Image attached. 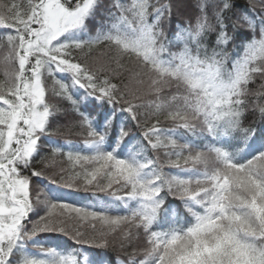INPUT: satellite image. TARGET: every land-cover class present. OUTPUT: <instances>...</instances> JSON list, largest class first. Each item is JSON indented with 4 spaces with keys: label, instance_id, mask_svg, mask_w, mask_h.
I'll list each match as a JSON object with an SVG mask.
<instances>
[{
    "label": "snow or ice",
    "instance_id": "snow-or-ice-1",
    "mask_svg": "<svg viewBox=\"0 0 264 264\" xmlns=\"http://www.w3.org/2000/svg\"><path fill=\"white\" fill-rule=\"evenodd\" d=\"M192 8L0 0V264H264V0Z\"/></svg>",
    "mask_w": 264,
    "mask_h": 264
},
{
    "label": "trees",
    "instance_id": "trees-1",
    "mask_svg": "<svg viewBox=\"0 0 264 264\" xmlns=\"http://www.w3.org/2000/svg\"><path fill=\"white\" fill-rule=\"evenodd\" d=\"M235 2L240 5L241 7H244L247 3V0H235ZM173 4V14H172V27H175L177 23H183L187 21L191 16L193 15V0H172ZM76 117L72 114V112L69 110L66 114H62L59 117V121L61 124H70L75 121ZM53 140L57 141L60 144H64L67 142H70L73 145L81 146L82 147V142H83V137L73 134L69 136H53ZM47 151V148H46ZM91 194L89 193H74V198L76 199L77 202H92L91 200H81V197H88ZM101 197H103V194H100ZM95 199V198H93ZM175 203H179L178 201ZM62 239L67 240L66 237H62ZM111 255L113 257L117 256L118 253L112 252Z\"/></svg>",
    "mask_w": 264,
    "mask_h": 264
}]
</instances>
